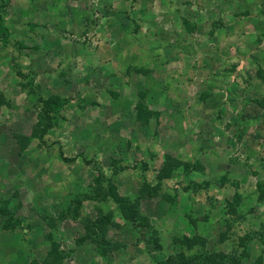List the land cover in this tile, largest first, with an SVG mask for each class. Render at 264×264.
<instances>
[{
	"label": "rangeland",
	"instance_id": "1",
	"mask_svg": "<svg viewBox=\"0 0 264 264\" xmlns=\"http://www.w3.org/2000/svg\"><path fill=\"white\" fill-rule=\"evenodd\" d=\"M0 18V264H264V0Z\"/></svg>",
	"mask_w": 264,
	"mask_h": 264
},
{
	"label": "trees",
	"instance_id": "2",
	"mask_svg": "<svg viewBox=\"0 0 264 264\" xmlns=\"http://www.w3.org/2000/svg\"><path fill=\"white\" fill-rule=\"evenodd\" d=\"M2 23V21H1V18H0V24ZM0 27H2V25H0ZM113 190V188L110 186V188H109V191H110V196L114 199V200H116L117 202H118V200H117V196H116V194L112 191Z\"/></svg>",
	"mask_w": 264,
	"mask_h": 264
}]
</instances>
